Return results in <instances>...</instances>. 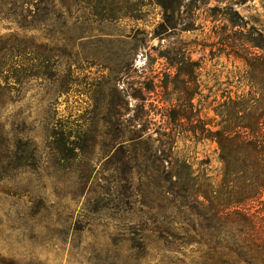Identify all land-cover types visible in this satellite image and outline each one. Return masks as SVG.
Instances as JSON below:
<instances>
[{"label": "rangeland", "instance_id": "obj_1", "mask_svg": "<svg viewBox=\"0 0 264 264\" xmlns=\"http://www.w3.org/2000/svg\"><path fill=\"white\" fill-rule=\"evenodd\" d=\"M163 1L0 0V264H199L195 243L151 234L145 216L164 56L197 65L194 103L215 118L258 89L237 53L260 55L264 0ZM175 151L220 170L214 144Z\"/></svg>", "mask_w": 264, "mask_h": 264}, {"label": "trees", "instance_id": "obj_2", "mask_svg": "<svg viewBox=\"0 0 264 264\" xmlns=\"http://www.w3.org/2000/svg\"><path fill=\"white\" fill-rule=\"evenodd\" d=\"M117 1L128 4V0ZM163 3L157 4L167 11ZM260 38L250 47L259 50V56L237 53L252 74H259L258 81L251 82L258 89L246 98L228 97L214 108L213 119L203 112L200 101L194 103L201 97L197 65L182 51L164 56L174 73L161 82L163 102L169 105L159 109L163 124L158 147L142 155L140 179L149 211L145 216L154 225L151 234L195 243L199 264H264V40ZM170 80L174 90L168 93ZM123 97L144 101L126 92ZM116 106L123 109L127 103L119 100ZM144 108L143 103L142 116ZM136 136L134 140L141 138ZM179 140L216 145L219 172L210 171L208 159L195 164L177 153Z\"/></svg>", "mask_w": 264, "mask_h": 264}]
</instances>
